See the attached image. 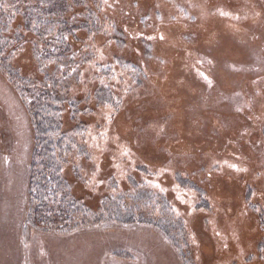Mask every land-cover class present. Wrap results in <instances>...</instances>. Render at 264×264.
Listing matches in <instances>:
<instances>
[{
	"label": "rangeland",
	"instance_id": "374dc122",
	"mask_svg": "<svg viewBox=\"0 0 264 264\" xmlns=\"http://www.w3.org/2000/svg\"><path fill=\"white\" fill-rule=\"evenodd\" d=\"M85 1L67 13L96 17L68 38L79 105L61 127L86 149L63 168L69 218L29 200L37 104L21 82L55 63L20 13L0 52V264H264V0Z\"/></svg>",
	"mask_w": 264,
	"mask_h": 264
},
{
	"label": "trees",
	"instance_id": "16d2710c",
	"mask_svg": "<svg viewBox=\"0 0 264 264\" xmlns=\"http://www.w3.org/2000/svg\"><path fill=\"white\" fill-rule=\"evenodd\" d=\"M85 3V0H0V52L3 53L14 42L21 40L20 32L10 33L12 19L17 13H20L24 18V26L36 32L38 36L36 44L41 48V55L46 61L55 63L51 74L46 71L41 87L36 86L31 89L24 81H20L23 88H20L21 96L31 90L32 99H35L37 104L34 114L35 154L30 163L29 180V200L37 203L34 206L31 205L32 215L36 208L39 211L46 208L51 210V204L54 203H62L63 209L60 212L68 214V218L74 212L82 210L80 205H76L77 200L73 198L67 188L63 168L68 154L77 152L76 154L80 156L86 153L84 152L86 149L83 145H78L73 138L70 139L68 132L62 131L61 116L65 104L70 110L77 109L79 105L78 100L69 98L67 95L66 80L72 74L78 73L81 61V58H76V51L68 38L81 27L90 28V24L96 25V17L91 10L87 9L88 11H86L90 22H83L79 19L78 21L72 16L67 17V13L72 8V4L85 5ZM6 6L8 8L5 9ZM3 67L10 78L16 81L17 71L8 63V60ZM69 73L70 76H68ZM98 92L100 98L104 94L107 95L106 99L110 98L107 100L115 98L110 87L106 84L104 90ZM121 200L122 198H118L114 202L116 212H120ZM136 208H138L137 204L134 207L129 206L125 213L128 217L122 221L132 222L131 220L138 216L135 214ZM50 210L48 212L51 213ZM46 220L51 222L48 217L43 215L42 222H47Z\"/></svg>",
	"mask_w": 264,
	"mask_h": 264
},
{
	"label": "snow or ice",
	"instance_id": "6c2138e0",
	"mask_svg": "<svg viewBox=\"0 0 264 264\" xmlns=\"http://www.w3.org/2000/svg\"><path fill=\"white\" fill-rule=\"evenodd\" d=\"M223 14V13H222ZM149 39H152V37H149ZM161 39H163V37H161ZM205 79H207V77H205ZM210 83V82H209ZM122 155H128V152H127V150H125L124 152H122L121 153ZM229 167H231V168H236V165H229ZM99 170H100V168H99V165H97L96 166V172H94L93 173V178H95V176H96V173H98L99 172ZM239 170H243V169H239ZM156 187H159V185H155ZM161 191H164V189H161ZM173 211H176V209L174 208L173 209ZM180 213L179 212H177V215H179ZM190 214V213H189Z\"/></svg>",
	"mask_w": 264,
	"mask_h": 264
}]
</instances>
